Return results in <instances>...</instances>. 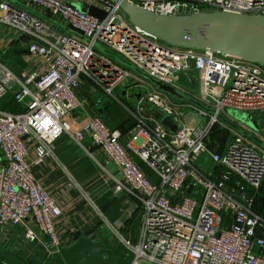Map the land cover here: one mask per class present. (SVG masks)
<instances>
[{"label":"built area","instance_id":"1","mask_svg":"<svg viewBox=\"0 0 264 264\" xmlns=\"http://www.w3.org/2000/svg\"><path fill=\"white\" fill-rule=\"evenodd\" d=\"M17 1L21 6L0 0V34L9 36L7 48L22 42L25 49L18 74L0 57V101L10 94L20 110H0V228L22 225L26 242L59 254L60 205L34 178L32 167L51 159L55 141L65 136L83 151L85 141L100 150L120 172L117 190L135 200L134 212L140 213L135 241L122 234L125 221L110 226L128 264H264V206L262 214L253 209L264 184V151L238 134L222 152L211 149L212 126H223L216 116L198 110L209 121L186 126L184 111L191 106L174 103L149 83L139 84L135 74L94 44L224 116L227 109L244 114L264 109V68L234 56L167 46L131 25L109 0H77L103 11L102 19L67 0ZM129 1L162 15L189 10L264 15V0ZM25 8L44 12L39 14L73 33ZM191 74L194 93L180 84L181 76ZM84 83L109 97L118 90L126 94L129 88L139 89V98L133 95L136 124L125 145L119 142L122 133L99 117L77 118L91 107L78 95ZM100 103L96 98L92 105ZM146 105L171 115L179 130L170 134L159 123L162 114L156 119ZM203 156L208 157V170L198 165Z\"/></svg>","mask_w":264,"mask_h":264},{"label":"crops","instance_id":"2","mask_svg":"<svg viewBox=\"0 0 264 264\" xmlns=\"http://www.w3.org/2000/svg\"><path fill=\"white\" fill-rule=\"evenodd\" d=\"M67 1L72 4L78 2L77 0ZM35 12L46 15L40 10ZM51 20L55 21L52 18ZM6 37L9 38L0 34V57L5 67L14 73H19L24 67V45L22 42H13L7 48ZM4 51H6L5 54L1 53ZM191 77L194 80V74ZM185 78L189 77L185 76ZM99 92L93 91L88 83L78 88L79 97L86 98L91 107L83 108L84 110L77 118L82 121L93 116L99 117L109 128L122 133L119 142L125 145L130 131L136 124L132 114L136 103L131 106L125 104L126 94L124 93H121L122 99L118 101L115 96L102 98ZM96 98L101 99L98 106L92 105ZM8 99L12 97L6 95L5 100ZM147 113L156 119L160 117V113L156 110L147 108ZM245 116L254 121L257 127L256 131L250 132L264 141V109L250 112ZM209 146L217 152H222L224 149V145L218 147L211 141ZM84 148L87 152L71 144L65 136H62L54 143L53 157L42 166L32 167V174L43 187L57 196L62 213L59 223L61 248L76 239L91 237L93 241L103 242L105 247L113 252L118 262L119 258L124 259L125 250L115 242L110 226L121 221L127 222L122 234L135 241L140 213L134 212L135 200L126 192L117 190V181H120L118 168L100 150L89 148L88 141L84 142ZM198 165L208 170L210 168L208 157L203 156ZM145 172L151 182H156L154 175L146 169ZM69 181L75 184L73 188L66 186ZM247 191L250 195L253 193L250 189ZM263 196L264 186L259 191V197L253 206L256 213L263 212ZM24 231L25 228L22 225L0 228V264H64L59 254H48L41 244L26 242L23 239Z\"/></svg>","mask_w":264,"mask_h":264},{"label":"water","instance_id":"3","mask_svg":"<svg viewBox=\"0 0 264 264\" xmlns=\"http://www.w3.org/2000/svg\"><path fill=\"white\" fill-rule=\"evenodd\" d=\"M8 2L21 6L17 0ZM118 7L126 20L144 33L154 37L163 44L179 49L206 52L218 56H234L242 60L255 63L264 68V15H246L224 11L175 12L162 15L144 9L129 0H109ZM81 12H86L92 17L102 19L105 13L94 6L72 4ZM30 13L43 18L57 28L68 33H73L54 21L41 16L39 13L25 8ZM82 39V38H81ZM94 48L106 57L129 70L137 77L147 81L158 92L176 104H185L216 118L228 128L233 129L239 136L256 144L264 151V141L250 131H256L254 121L246 116L233 119L216 113L211 107L194 98L193 96L172 88L150 76L121 56L110 50L94 44ZM139 98V93L135 94ZM148 110L156 109L162 114L159 123L170 134H175L180 125L172 120L171 115L153 105H146ZM64 264H117L113 252L106 248L101 241H93L91 237L76 239L59 251Z\"/></svg>","mask_w":264,"mask_h":264},{"label":"rangeland","instance_id":"4","mask_svg":"<svg viewBox=\"0 0 264 264\" xmlns=\"http://www.w3.org/2000/svg\"><path fill=\"white\" fill-rule=\"evenodd\" d=\"M126 18V17H125ZM21 66V64H19ZM17 67H19L17 65ZM15 74H18V73H15ZM192 75V74H191ZM191 75H188L189 78H185V76H181L180 78V84L181 86L184 87V89L188 92V93H194V90H195V81L192 80V77ZM191 77V78H190ZM138 83L141 84V85H145V84H148L147 81L141 79L138 77ZM131 82V81H130ZM143 90V89H142ZM126 91V97H125V104L127 105H134V103L136 102L135 101V98L133 97L134 94L138 93L139 89L137 88H129ZM117 99L119 98L120 100L122 99L121 97V91L119 92H114L113 94ZM7 96H10V94H7ZM99 96L100 97H104L107 95H105L103 92H99ZM8 98V97H7ZM127 102V103H126ZM4 103V102H3ZM3 103L1 105H3ZM123 103V102H122ZM226 115L227 116H230L232 117L233 119L235 120H238L237 118L239 117H242V116H245L244 113L242 112H239V111H236V110H231V109H227L226 110ZM209 121V118L207 116H204V115H201L198 111V109L196 108H188L186 110L185 108V111H184V119H183V122L186 124V126H189V127H194V126H199L201 124H206L207 122ZM213 127V126H212ZM219 129L218 131H216L214 133V136L213 138L210 137V141L213 142L214 144H217L218 147H221L224 145V147L228 144L229 140H231L233 138V136L235 134H237L233 129L231 128H228L227 126L223 125V126H218ZM212 129V128H211ZM250 142V141H249ZM252 143V142H250ZM254 144V143H252ZM256 145V144H254ZM257 146V145H256ZM264 200V196L262 198ZM115 242L117 244H119L117 242V240L114 238ZM125 250V249H124ZM125 253H126V250H125ZM124 253V254H125ZM124 257V256H123ZM130 262V259L129 258H126L124 257V259L122 258H119V261L117 262V264H128Z\"/></svg>","mask_w":264,"mask_h":264},{"label":"trees","instance_id":"5","mask_svg":"<svg viewBox=\"0 0 264 264\" xmlns=\"http://www.w3.org/2000/svg\"><path fill=\"white\" fill-rule=\"evenodd\" d=\"M6 97V96H5ZM5 97L0 101V110H5L7 112H11V113H18L20 110L19 108L16 106V104L14 103L13 99H8L5 100ZM5 100V101H4ZM4 102V103H3ZM3 103V105H1ZM219 127L218 125H213L212 129H211V138H213L214 133L216 131H218ZM215 137V136H214ZM264 186V184L261 186L260 190L262 189V187ZM259 191L257 192L256 196H255V201L258 199L259 197ZM262 202L264 203V201L262 200ZM255 203V202H254ZM263 206V204H262ZM127 223V222H126ZM125 223V224H126Z\"/></svg>","mask_w":264,"mask_h":264}]
</instances>
